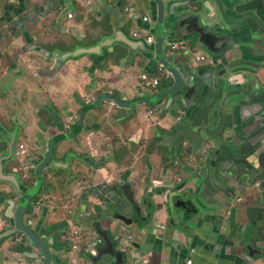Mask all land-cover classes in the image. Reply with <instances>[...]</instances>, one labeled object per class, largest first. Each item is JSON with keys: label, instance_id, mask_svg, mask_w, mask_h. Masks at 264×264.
Instances as JSON below:
<instances>
[{"label": "crops", "instance_id": "crops-1", "mask_svg": "<svg viewBox=\"0 0 264 264\" xmlns=\"http://www.w3.org/2000/svg\"><path fill=\"white\" fill-rule=\"evenodd\" d=\"M234 1L162 0L165 41L161 50L158 53L155 44L138 42L141 49L128 52L124 63L130 66L117 82L123 101L134 103L151 94L145 92L140 76L159 78L160 87L149 97L155 106H142L140 101L133 110L104 108V124L107 116L118 118L117 136L104 129V169L96 174V183H77V175H70L76 180L49 196L51 178L64 174L56 170L70 163L42 176L21 161L19 169H4L2 177L14 175L18 187L0 182V187H7L0 194V264H43L42 255L20 233H12L15 207L38 185L39 201L28 207L23 221L48 242L52 264H118L109 255L93 262L101 246L91 228L97 223L111 240L127 233L123 246L121 241L118 244L122 251L134 244L126 264H186L190 259L193 264H264V28L260 25L264 14L261 20L256 10H246L250 0H236L238 8L236 3L231 6ZM60 4L61 0H0V39L6 40L11 28L26 32L36 19L37 26L41 25ZM107 4L120 11L116 32H125L129 38L134 30L152 27L153 23H142L144 17L154 23L158 19L149 0H110ZM199 4L200 10H212L210 16L221 27L199 22ZM146 6L147 16L143 14ZM82 12L85 17L97 12L106 23L104 34L113 32V19L93 1L85 0ZM185 14L189 18L182 20ZM173 44L183 45L188 53L173 52ZM5 50L0 43V56ZM27 52L32 50L26 48L20 54ZM198 56L210 60L197 62ZM51 58L57 59L56 66L36 74L43 87L61 79V60L54 54ZM158 59L177 68L183 82L172 96L158 98L174 85L172 76L158 70ZM41 61H45L44 53ZM8 62L6 56L0 57V82L8 78V70H1ZM126 118L130 121L122 124ZM180 129L198 133L195 138H173V145L168 146L165 137L175 136ZM62 132L68 133L57 129L50 139ZM69 142L60 141L58 149ZM138 144L149 145L144 161L133 157L131 149ZM14 165L10 162L6 168ZM128 186L134 193L130 198L125 194ZM80 195L81 202L77 201ZM179 199L187 204L177 209L173 201ZM120 215L132 222L118 219Z\"/></svg>", "mask_w": 264, "mask_h": 264}, {"label": "rangeland", "instance_id": "rangeland-1", "mask_svg": "<svg viewBox=\"0 0 264 264\" xmlns=\"http://www.w3.org/2000/svg\"><path fill=\"white\" fill-rule=\"evenodd\" d=\"M84 1L61 0V4L54 8V16L46 18L41 25L37 26L36 19L28 25L26 32L11 28L7 31L6 40L0 39L2 48H6L0 57L6 56L9 60V65L1 69L8 70V78L5 82H0V166L4 165L2 158H10V162L15 164L10 171L22 166L19 160L10 156V151L17 147L14 142L10 143L14 138H17L19 145L29 148L30 155H39L41 161L44 152L36 148L37 141L33 143L29 139L31 136L43 135L48 142L57 129L69 132L83 107L93 104L104 93L121 96L117 82L130 66L124 63L129 51L121 45H116L113 52H109L108 47L102 50L105 37L111 36L113 32L104 34L106 23L104 17L97 16V12L88 14V17L84 16ZM147 11L148 6L143 8L145 16ZM70 13H74L73 22L66 18ZM199 22L206 26L221 27L210 16L208 9L200 10ZM261 39L264 40V37ZM26 48L36 50L20 54ZM261 50H264V46ZM43 53L45 61L42 62ZM53 54L61 60V79L54 83L48 82L43 87L36 74L41 69L51 71L56 66L57 59L51 58ZM109 107L115 109L102 102L97 110L89 113L87 122H84V127L87 128L80 135L70 140L64 149H58L59 144L56 145L51 169L57 166L66 167L63 163L70 164L57 172H64L62 176L55 175V178H51L49 196L52 192L56 193L60 186L66 187L76 180L71 179L70 175H77V183L84 185L88 183L83 182L91 181L94 184L99 180L96 174L104 169V129L108 130V135L117 136L114 128L118 123L116 116H107L104 124V108ZM43 111L48 114H42ZM62 112L66 113L61 114ZM128 121L130 120L126 118L121 123ZM133 147V157L138 155L144 161V156L149 154V145L138 144ZM63 153L65 154L62 156ZM0 189L3 190L0 193L3 195L7 187L3 185ZM82 195L77 201L81 202ZM9 196H13V192ZM49 196H46L47 199Z\"/></svg>", "mask_w": 264, "mask_h": 264}, {"label": "water", "instance_id": "water-1", "mask_svg": "<svg viewBox=\"0 0 264 264\" xmlns=\"http://www.w3.org/2000/svg\"><path fill=\"white\" fill-rule=\"evenodd\" d=\"M68 1H65V2H68ZM91 1H93L98 6L100 12H103V13L106 12L113 19L112 26L114 29H118V25L121 22V15L119 14L120 11L113 9L111 6H108V4L106 3L105 0H91ZM158 3L161 6V8L158 12V23H157L158 26H157V24H155L156 21L154 20L155 23L150 22V24L152 25V23H153V25L150 29H147V30L156 31V44H155L156 50H161V47L165 41V37L161 35L162 29H163L162 25H164L165 11H163V9H162V3L160 0H158ZM216 5L220 10L221 6L217 1H216ZM208 11L211 12L212 10H208ZM220 12H221V18L223 19V22H226V19L222 13V9L220 10ZM154 15L155 14L153 13V17H154ZM188 18H189V14H185L182 17V20L188 19ZM204 25H205V23H204ZM156 26H157V28H156ZM153 31H151V32H153ZM115 36H117V33L115 34ZM111 43H112V41L106 42L102 48L110 46ZM127 45L132 49L135 48V46H133V45H130V44H127ZM159 62L163 66V68L165 69L166 73H168L174 79V85H173L172 89L168 90V93L165 94L166 97L172 96L173 93H176L181 89V85L183 84V82H182V80H180V75L178 73L177 68L172 67L171 65H169L167 63V61H163L162 59H160ZM146 103H148V101H146ZM148 104H150V103H148ZM116 105L119 108L123 107V105L120 102H117ZM197 133L198 132H195L193 130H189V134H188L187 130L180 129V130L175 132V136L167 135L165 137L166 138V144L168 146L173 145V143H174L173 138L176 141L179 136H183V137L191 136V137L195 138L194 135H196ZM52 147H53V144H50L49 151H48L46 158L38 166L37 169L39 172H42L44 169H46L47 162L50 159ZM2 176H3V171H2V166H0V181L7 182L9 184L11 183L12 186L15 185V182H14V179L12 178V176L6 177V178H4ZM263 177H264V172H263ZM15 186H17V185H15ZM128 187H129V189H127V191H125V194H126V196H128V198H130V197L134 196V193L131 191V187L130 186H128ZM26 195H27V193L24 195V197ZM23 198H21V199H23ZM38 201H39V196L37 194V199H34L30 205L35 204ZM130 202L133 203V200L131 199ZM185 204H187L185 201H183L182 199H179L176 207L178 209L180 207V205H185ZM27 209H28V207L25 208L22 206V202H21V204H19V206L15 207L14 222L12 224V227H13L12 233H14L13 235L20 233L21 236L24 238V240L25 241L27 240L28 244L34 250L38 251L42 255L43 264H52L53 256H52L51 248H50L48 242L39 236L38 230L32 228L31 226H29L27 224L26 225L24 224L23 217H24V215H26ZM117 218L124 221V222H132V220H128L125 216H122V215L118 216ZM91 228L94 230V235L98 236L99 237L98 239H101L103 241L101 246L96 248L97 256H96V258H93V259H97V260H93V262L99 263L104 258V255H109L111 258L117 260L118 264H126L129 261L128 252L130 250V247H133L134 244H131V245L128 244L129 249H127L125 251H122L121 248L118 249V244L120 241H121V246H123L124 237L127 236V233H122L118 239L111 240L109 238L107 232L102 230V228L100 227V224H98V223L94 224V225L91 224ZM13 235H11V236H13Z\"/></svg>", "mask_w": 264, "mask_h": 264}, {"label": "flooded vegetation", "instance_id": "flooded-vegetation-1", "mask_svg": "<svg viewBox=\"0 0 264 264\" xmlns=\"http://www.w3.org/2000/svg\"><path fill=\"white\" fill-rule=\"evenodd\" d=\"M150 2H152L153 4H154V8L156 9V11L157 12H159V10H160V8H161V6L159 5V3H158V0H149ZM161 1V3H162V9H163V11H165V9H164V5H163V2H162V0H160ZM234 3H236V0L234 1V2H232V4H231V6H233L234 5ZM260 5H262L263 6V9H260ZM236 6H237V8L239 7V5H238V3H236ZM201 9V5L199 4V7H198V11ZM246 10H256L257 11V13H258V16H259V18L262 20V16H263V14H264V0H250V2L248 3V5H247V8H246ZM263 28H264V22L262 21V24H260ZM170 49H171V46H170ZM191 52V51H190ZM205 62H208V57H206V61ZM263 62H264V57H263ZM160 87V80L158 81V83H157V89L156 90H158V88ZM146 93H151V94H149L147 97H146V99L144 98L143 100H147V99H149V97H150V95H152V93L154 92V91H145ZM43 113L44 114H48L46 111H43ZM50 117V119H52L53 121H54V119L51 117V116H49ZM180 120H181V117H178V123H180ZM77 124V123H76ZM75 124V125H76ZM123 124V123H122ZM74 125V126H75ZM73 126V127H74ZM72 127V128H73ZM71 128V129H72ZM71 131V130H70ZM69 131V132H70ZM38 137H39V139L40 140H38ZM16 139L17 138H14L10 143L11 144H13V142H14V144H16V148H14V149H12L11 151H10V156L11 157H13V158H15V159H17V160H19V161H23L24 162V164H25V166L26 165H28V166H30L31 165V169H34V171L36 172V174L38 175V176H42V175H44L48 170H46V169H50V170H56V169H58L60 166H57L56 168H53V169H51V164H52V162H53V160H54V157H55V152H54V149H53V147H52V151H51V155H50V159L48 160V162H47V166H46V169H44L41 173H42V175H40V172L38 171V166L42 163V161L46 158V156H47V154H48V151H49V146H50V142L48 141L47 142V140H46V138H45V136H43V135H37V134H35L34 136H31L29 139H31L32 140V142L34 143L35 141H37V144H38V146H36V148L38 149V150H40L41 152H44V154H43V159L40 161V159H39V155L38 156H32V155H30V150H29V148L26 146V145H23V144H21V145H19L20 143H18L17 141H16ZM24 141H25V139H24ZM10 148H11V146H10ZM55 151H56V146H55ZM34 154V153H33ZM92 157V156H91ZM93 158V157H92ZM7 160H9V161H7ZM10 158H8V157H4V158H2V162H3V166H2V171H4V169H6V170H8V171H10L9 169H7L6 168V165L8 164V163H10ZM29 168V167H28ZM59 170L60 169H58V170H56V172H59ZM3 176H4V173H3ZM14 176V175H13ZM12 176V178L14 179V182H15V185H17L18 186V182H17V178H15V177H13ZM17 176V175H16ZM18 178H21V176L20 175H18L17 176ZM1 182V181H0ZM127 189H129V187L127 188ZM168 200H167V202H166V207H167V209H168ZM177 203H178V201L177 200H174L173 201V205L176 207V205H177ZM71 232V230L69 229V231L66 233V234H64V235H68L69 233ZM192 260V259H191ZM192 264H193V261H192Z\"/></svg>", "mask_w": 264, "mask_h": 264}, {"label": "clouds", "instance_id": "clouds-1", "mask_svg": "<svg viewBox=\"0 0 264 264\" xmlns=\"http://www.w3.org/2000/svg\"><path fill=\"white\" fill-rule=\"evenodd\" d=\"M106 1V3H109L110 2V0H105ZM128 11V10H127ZM72 16V19L70 20L68 17L69 16ZM66 18L70 21V22H73V21H75V17H74V13H70V14H67V16H66ZM149 18V17H148ZM111 22H113V20L111 21ZM150 22H152V20L150 19ZM150 22H149V24H150ZM142 23H143V19H142ZM158 23V19L156 20V24ZM144 24V23H143ZM146 24H148V23H146ZM137 30H141L142 32L140 33V38L139 39H137V38H135L134 37V32H136V30H134V32L132 33V36H131V38H129V37H127L123 32H121V31H118V32H116V29H113V33L111 34V36H108V37H105V39H104V44L106 43V42H108V41H112V43H111V45L110 46H108V48H109V52H111V49H113V48H115V46L116 45H121V46H123V47H125L128 51H130V50H132V51H134V52H136V51H139L140 49H141V47H140V45H138L137 43L138 42H140V44L141 45H143V43L144 44H148L147 42H146V34L147 33H145V31L146 32H148V34H150V35H152V36H154V43L153 44H156V31H153V32H151V30H147V28H140V29H137ZM145 30V31H144ZM117 33V36H115V34ZM128 35V34H127ZM108 38H113V39H109V40H106V39H108ZM106 40V41H105ZM142 40V41H141ZM130 44V45H133V46H135V48L134 49H132V48H130L127 44ZM98 47V46H97ZM104 48H106V47H104ZM104 48H102V50L104 49ZM99 56V55H98ZM136 56V54H134V57ZM206 57V56H205ZM163 61H165L164 59H162ZM210 60V58H208V61ZM160 59H158V62H157V65H158V70L160 71V72H163V71H165V69L163 68V66L160 64ZM205 62V61H204ZM144 75H146L147 76V80L145 81V80H142V76H144ZM140 80H141V84L143 85V87L147 90V91H155L156 89H157V86L156 87H153L152 86V81L153 80H157V81H159V78H151V77H149L147 74H143V75H141L140 76ZM103 96V95H102ZM102 96H100L93 104H88V105H86L85 107H83V109H85L86 107H88V106H91V105H94V104H96V102L97 101H99V99H101V97ZM104 96H107V99H104L103 101H101V103L102 102H110L111 103V106H113L114 108H118L119 109V107H117V102H120L122 105H123V107L122 108H120V110H130V108L128 107V104L129 103H131L130 101H123V99L120 97V96H117V95H115V94H111V93H106V94H104ZM138 101V100H137ZM143 101V102H142ZM142 101H141V105L142 106H155V104H153V105H150V104H148V103H151V101L149 100V99H147V100H143L142 99ZM146 101H148V103H146ZM135 102V101H134ZM138 105V104H137ZM136 105V106H137ZM83 109L79 112V116L77 117V123L78 122H80V119H81V117H82V114H81V112L83 111ZM134 108H131V110H133ZM151 114H155V111L153 112V113H151ZM89 115V113H87L86 114V116H85V118H84V122H85V120H86V117ZM83 127H84V123H83ZM85 128H87V127H85ZM84 128V129H85ZM84 131V130H83ZM83 131H81L78 135H80ZM77 135V136H78ZM56 135H54L50 140H49V142L55 137ZM76 136V137H77ZM166 139V138H165ZM69 140H72V139H69ZM69 140H66V141H69ZM49 144H51V143H49ZM58 144V143H57ZM56 144V145H57ZM102 165V164H101ZM98 238H97V240H96V242H98ZM99 244V243H98ZM102 244V243H101ZM100 244V245H101Z\"/></svg>", "mask_w": 264, "mask_h": 264}, {"label": "trees", "instance_id": "trees-1", "mask_svg": "<svg viewBox=\"0 0 264 264\" xmlns=\"http://www.w3.org/2000/svg\"><path fill=\"white\" fill-rule=\"evenodd\" d=\"M260 9H263V6L260 5ZM111 19V17H110ZM264 22V21H263ZM111 25H112V22H111ZM28 50H33V49H28ZM104 50V49H103ZM158 53H159V50H158ZM107 56H110L109 53H107ZM104 57V56H103ZM161 58V56H159ZM168 91H163L161 92L160 94H158V98H164L166 97L165 94H167ZM104 99H107V96H102L101 99H99V101L96 102V104L94 105H91V106H88L86 107L85 109H83V111L81 112L82 114V117L80 119V122H78L72 129L70 132L64 134L63 132L62 133H59L58 135H56L51 141L50 143L53 144V149H54V152H55V146L57 143H59L60 141H64V140H69V139H73L75 138L81 131L84 130L85 127H83V123H84V118L86 116L87 113H90L92 111H95L97 110L100 106H101V101H103ZM142 100H136L134 103H129L128 104V107L131 109V108H135L136 105ZM145 101V100H144ZM143 102V101H142ZM40 175H42V173L40 172ZM41 189V186L38 185V187H35L34 189L30 190L27 195L23 198L22 200V206L27 208L30 206L31 202L34 200V199H37V194L38 192L40 191Z\"/></svg>", "mask_w": 264, "mask_h": 264}, {"label": "built area", "instance_id": "built-area-1", "mask_svg": "<svg viewBox=\"0 0 264 264\" xmlns=\"http://www.w3.org/2000/svg\"><path fill=\"white\" fill-rule=\"evenodd\" d=\"M68 18L71 20V19H72V16L70 15ZM149 22H150V18H148V17H144V18H143V23H144V24L149 23ZM140 31H141V30H140ZM141 32H142V31H141ZM141 32H139L138 30H136V32H134V34H135L134 37L137 38V39H139V38H140V33H141ZM145 33H147V34H146V42H147L148 44H153V43H154V36L148 34V32H146V31H145ZM171 50H172L173 52H175V53H176V52L179 53V51H181V50H182V52H185V51H186L185 54L188 53L187 48L184 47V46L181 45V44H173V45L171 46ZM199 61H206V57H205V56H198V57H197V62H199ZM147 79H148V78H147L146 75L142 76V80H145V81H146ZM157 83H158L157 80H153V81H152V86H153V87H156V86H157ZM75 234H77V232H76ZM97 243L101 244V243H103V241H102L101 239H99ZM72 249H73V250H77L78 247H77V246H73ZM186 264H192V260H191V259L188 260V261L186 262Z\"/></svg>", "mask_w": 264, "mask_h": 264}]
</instances>
